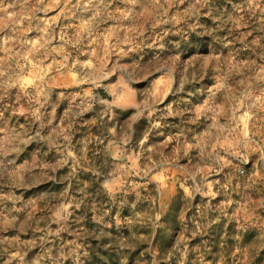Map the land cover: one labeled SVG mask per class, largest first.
Returning a JSON list of instances; mask_svg holds the SVG:
<instances>
[{"label": "rangeland", "instance_id": "obj_1", "mask_svg": "<svg viewBox=\"0 0 264 264\" xmlns=\"http://www.w3.org/2000/svg\"><path fill=\"white\" fill-rule=\"evenodd\" d=\"M0 264H264V0H0Z\"/></svg>", "mask_w": 264, "mask_h": 264}, {"label": "trees", "instance_id": "obj_2", "mask_svg": "<svg viewBox=\"0 0 264 264\" xmlns=\"http://www.w3.org/2000/svg\"><path fill=\"white\" fill-rule=\"evenodd\" d=\"M217 254H218V250L212 247V250L207 253L206 260L215 263V261L218 259Z\"/></svg>", "mask_w": 264, "mask_h": 264}]
</instances>
